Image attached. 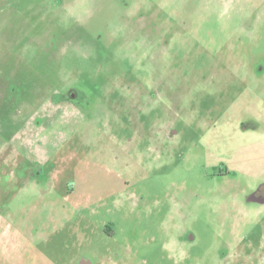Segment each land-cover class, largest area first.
<instances>
[{"label":"rangeland","instance_id":"374dc122","mask_svg":"<svg viewBox=\"0 0 264 264\" xmlns=\"http://www.w3.org/2000/svg\"><path fill=\"white\" fill-rule=\"evenodd\" d=\"M0 264H264V0H0Z\"/></svg>","mask_w":264,"mask_h":264},{"label":"flooded vegetation","instance_id":"af4514ba","mask_svg":"<svg viewBox=\"0 0 264 264\" xmlns=\"http://www.w3.org/2000/svg\"><path fill=\"white\" fill-rule=\"evenodd\" d=\"M7 167H10V164H5ZM221 174H223L222 172H221ZM44 180V179H43Z\"/></svg>","mask_w":264,"mask_h":264}]
</instances>
